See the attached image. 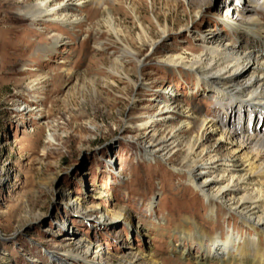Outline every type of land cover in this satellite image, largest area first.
<instances>
[{
  "label": "rangeland",
  "instance_id": "1",
  "mask_svg": "<svg viewBox=\"0 0 264 264\" xmlns=\"http://www.w3.org/2000/svg\"><path fill=\"white\" fill-rule=\"evenodd\" d=\"M37 1L0 0V264H151L149 255L155 264H238L203 260L197 241L183 239L195 225L222 239L252 237L225 206L211 215L184 169L187 147L167 159L145 146L200 118L222 119L191 72L167 60L201 55L205 35L229 40L226 17L240 15L192 9V0L74 1L70 26L24 18ZM249 38L238 41L241 51ZM232 120L216 135L203 128L206 147ZM220 157L228 163L226 149ZM82 245L92 247L90 262L65 258Z\"/></svg>",
  "mask_w": 264,
  "mask_h": 264
},
{
  "label": "bare ground",
  "instance_id": "2",
  "mask_svg": "<svg viewBox=\"0 0 264 264\" xmlns=\"http://www.w3.org/2000/svg\"><path fill=\"white\" fill-rule=\"evenodd\" d=\"M70 1L73 2L65 5L61 0H38L24 7L23 15L36 23L54 17L63 25L73 26L78 23L77 16L73 14L78 11L73 5L74 1L92 7L96 5L95 8L105 5V0ZM54 4L59 7L53 9ZM189 6L196 10L204 7L215 11L229 9V12H237L241 17L234 21L230 18L232 14L227 15L225 23L231 32L229 40L205 35V50L201 55L191 61L179 56H171L167 60L169 66L191 72L197 87L210 93L216 100V111L211 115L222 119L209 121L200 118L194 127H190L192 123H187L182 128H172L168 135L159 139L153 135L145 146L146 152L149 157L161 154L163 158L171 159L182 145L187 147L184 169L188 172L191 185L201 190L208 199L211 215L218 205H222L226 207L225 215L235 214L249 226L252 237L245 238L228 234L222 239L220 236L207 235L196 225L191 236L183 231L185 241H197L204 252L203 260L264 264V42L260 33H257V29L264 30V0L261 3H256V0H192ZM106 14L109 15L108 10ZM105 20L114 28L111 16ZM144 32L149 33L146 30ZM168 32L167 27L163 29L164 35ZM249 37L253 38L247 44L248 50L241 51L237 47L238 41L250 40ZM58 44L59 39H55L52 52L56 51ZM170 111L165 107L161 110V117ZM257 114L261 118H257ZM231 120L233 130L222 132L220 139L215 141V145L219 146L206 147L203 128L212 130V134L216 135ZM191 130H194L192 136L185 138L183 135ZM224 149L229 154L227 164L220 157ZM119 218L131 223L130 216L121 215ZM135 229L139 231L137 224ZM81 249L85 251L77 255L68 253L65 258L90 262L92 247L82 245ZM129 258L133 262L139 259L132 254ZM147 258L152 264L150 255ZM61 264L69 263L65 259Z\"/></svg>",
  "mask_w": 264,
  "mask_h": 264
}]
</instances>
